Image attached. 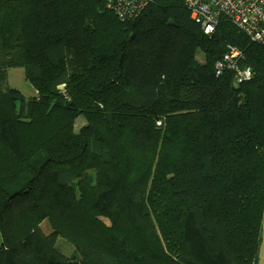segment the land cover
<instances>
[{"label":"trees","instance_id":"16d2710c","mask_svg":"<svg viewBox=\"0 0 264 264\" xmlns=\"http://www.w3.org/2000/svg\"><path fill=\"white\" fill-rule=\"evenodd\" d=\"M263 214L264 46L184 0H0V264H257Z\"/></svg>","mask_w":264,"mask_h":264},{"label":"built area","instance_id":"2783aa9c","mask_svg":"<svg viewBox=\"0 0 264 264\" xmlns=\"http://www.w3.org/2000/svg\"><path fill=\"white\" fill-rule=\"evenodd\" d=\"M120 20L137 17L151 0H104ZM190 18L200 24L203 33L211 35L221 17L226 18L250 41L264 46V0H184ZM243 53L228 44L221 59L215 63V73H234L236 82L248 80L252 71L240 65ZM159 124V122H157Z\"/></svg>","mask_w":264,"mask_h":264},{"label":"rangeland","instance_id":"374dc122","mask_svg":"<svg viewBox=\"0 0 264 264\" xmlns=\"http://www.w3.org/2000/svg\"><path fill=\"white\" fill-rule=\"evenodd\" d=\"M7 86L10 88L17 89L20 91L25 97H31L35 94L34 88L30 85L28 81L24 78V72L22 67H12L8 70L7 73ZM85 123V120L82 115L76 117L74 121V131L77 132L79 128ZM39 230L44 235H51V229L49 227L48 221L43 220L38 225ZM261 247H260V260L257 264L264 263V214L262 219V232H261ZM53 242L55 245L67 256H71L75 253L73 246L67 242L65 239L54 236Z\"/></svg>","mask_w":264,"mask_h":264},{"label":"crops","instance_id":"0c3cea01","mask_svg":"<svg viewBox=\"0 0 264 264\" xmlns=\"http://www.w3.org/2000/svg\"><path fill=\"white\" fill-rule=\"evenodd\" d=\"M262 242V241H261ZM260 247H261V245H260ZM258 260H260V249H259V258H258ZM259 262V261H258ZM264 264V263H263Z\"/></svg>","mask_w":264,"mask_h":264}]
</instances>
